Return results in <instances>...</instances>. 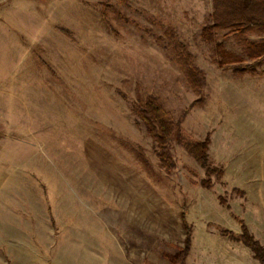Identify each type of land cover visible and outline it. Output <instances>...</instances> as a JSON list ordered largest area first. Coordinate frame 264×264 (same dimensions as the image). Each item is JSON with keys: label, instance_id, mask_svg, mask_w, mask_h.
<instances>
[{"label": "rangeland", "instance_id": "374dc122", "mask_svg": "<svg viewBox=\"0 0 264 264\" xmlns=\"http://www.w3.org/2000/svg\"><path fill=\"white\" fill-rule=\"evenodd\" d=\"M212 13L213 0H0V264L114 247L174 264L184 207V264H213L240 221L264 239V61L235 69L264 31L207 33ZM229 52L243 61L221 64ZM150 97L182 122L169 167L138 115ZM207 137L210 176L180 141Z\"/></svg>", "mask_w": 264, "mask_h": 264}, {"label": "trees", "instance_id": "16d2710c", "mask_svg": "<svg viewBox=\"0 0 264 264\" xmlns=\"http://www.w3.org/2000/svg\"><path fill=\"white\" fill-rule=\"evenodd\" d=\"M213 24L206 27L210 33L216 29H229L236 33L246 34L248 32L264 31V0H213ZM248 56L255 59L253 63L239 66L235 68L236 71L243 72L254 70L255 66L264 61V40L261 42H247ZM229 57H223L221 64L240 63L243 61L242 57L229 52ZM180 57L185 60L184 71L186 78L192 88L199 91L202 86V74L193 66L188 52H180ZM226 58V59H225ZM139 117L143 120L148 133L157 143L160 149L159 156L166 166H172L170 153L168 150L169 143L175 134L181 133V121L174 122L167 117V113L161 103L156 98H148L144 107L138 112ZM183 146L191 153L194 158L205 168L207 175H213L217 169L209 166V143L210 139L205 140H188L180 138ZM214 170V171H213ZM220 173L222 171L220 170ZM202 185L209 187L210 180L202 179ZM186 207L181 213L182 221L185 225V241L184 247L180 249V253L176 255L174 264H184L192 245V227L186 218ZM241 233H235L230 230H223L222 232L234 240L240 241L248 246L254 253V256L264 264V246L250 233L246 224L243 221Z\"/></svg>", "mask_w": 264, "mask_h": 264}, {"label": "crops", "instance_id": "0c3cea01", "mask_svg": "<svg viewBox=\"0 0 264 264\" xmlns=\"http://www.w3.org/2000/svg\"><path fill=\"white\" fill-rule=\"evenodd\" d=\"M262 206H260V209H262ZM263 218H264L263 215L260 216V219ZM250 232L254 234L256 239L260 241V243L264 246V239H261L257 235V233L255 232L253 233L252 230H250ZM212 237L214 236L212 235ZM212 237L207 238V240L208 239L209 241H211L212 239L215 240V237L214 238ZM220 239L222 240V238ZM222 242L224 245L220 249H216V251L218 252L215 255V257L217 256V258H215L216 260L212 261L213 264H262L254 256L253 251L244 243L231 240L228 237L227 240H222ZM192 244L194 245V242ZM210 249L214 250L213 246L211 245L208 246L207 248L208 252H210ZM80 256L81 257L75 261L76 262L75 264H135L133 261L124 258L123 253L117 250L116 247H114V249L110 253L111 258L103 259L102 254L99 255V254H95L94 252H86L84 254L81 253ZM66 264H70V263L67 261Z\"/></svg>", "mask_w": 264, "mask_h": 264}]
</instances>
